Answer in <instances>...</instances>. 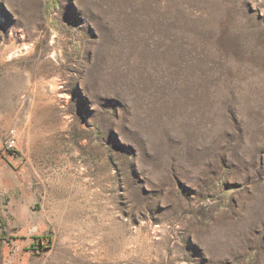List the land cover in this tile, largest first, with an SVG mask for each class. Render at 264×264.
Wrapping results in <instances>:
<instances>
[{"label":"rangeland","instance_id":"374dc122","mask_svg":"<svg viewBox=\"0 0 264 264\" xmlns=\"http://www.w3.org/2000/svg\"><path fill=\"white\" fill-rule=\"evenodd\" d=\"M0 154V264H264V0H0Z\"/></svg>","mask_w":264,"mask_h":264},{"label":"crops","instance_id":"0c3cea01","mask_svg":"<svg viewBox=\"0 0 264 264\" xmlns=\"http://www.w3.org/2000/svg\"><path fill=\"white\" fill-rule=\"evenodd\" d=\"M3 155L4 154H0V184L5 186L6 183L9 181H13L14 183H17L18 179L14 171L15 167L13 165V161L11 160V158L9 159V158L2 157ZM27 215H29V213Z\"/></svg>","mask_w":264,"mask_h":264},{"label":"built area","instance_id":"2783aa9c","mask_svg":"<svg viewBox=\"0 0 264 264\" xmlns=\"http://www.w3.org/2000/svg\"><path fill=\"white\" fill-rule=\"evenodd\" d=\"M17 148V143L15 139H9L6 142V150L7 152L11 153Z\"/></svg>","mask_w":264,"mask_h":264}]
</instances>
